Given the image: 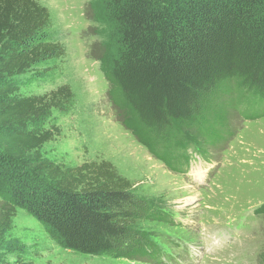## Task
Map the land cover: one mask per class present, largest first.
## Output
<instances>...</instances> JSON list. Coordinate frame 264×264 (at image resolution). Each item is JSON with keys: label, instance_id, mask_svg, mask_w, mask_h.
I'll return each instance as SVG.
<instances>
[{"label": "trees", "instance_id": "16d2710c", "mask_svg": "<svg viewBox=\"0 0 264 264\" xmlns=\"http://www.w3.org/2000/svg\"><path fill=\"white\" fill-rule=\"evenodd\" d=\"M110 8L120 43L103 58L112 101L125 127L165 163H179L177 147L219 132L237 93L264 99V0H111ZM50 21L38 0H0V246L25 209L68 249L147 253L145 245L125 250L137 216L130 179L109 160L73 166L43 152L61 135L46 121L68 107L71 87L24 96L12 83L65 53L44 36ZM0 264L13 263L0 255Z\"/></svg>", "mask_w": 264, "mask_h": 264}, {"label": "rangeland", "instance_id": "374dc122", "mask_svg": "<svg viewBox=\"0 0 264 264\" xmlns=\"http://www.w3.org/2000/svg\"><path fill=\"white\" fill-rule=\"evenodd\" d=\"M38 1L51 16L44 36L62 44L65 53L35 64L12 83L24 96L71 87L74 98L68 107L46 121V127L59 126L61 135L43 152L73 166L111 161L132 181L137 204L125 250L145 245L148 251L130 258L80 253L57 244L38 219L19 209L0 246L2 259L13 264L17 259L35 264H264V99L250 91L237 93L219 132L210 129L209 140L200 135V144L191 140L177 147L179 163H165L125 127L124 113L110 95L103 58L107 52L115 55L120 45L111 0ZM204 157L209 161L204 163ZM199 159L205 165L202 181L190 176ZM214 240L222 246L210 252L206 248L216 246Z\"/></svg>", "mask_w": 264, "mask_h": 264}, {"label": "bare ground", "instance_id": "6f19581e", "mask_svg": "<svg viewBox=\"0 0 264 264\" xmlns=\"http://www.w3.org/2000/svg\"><path fill=\"white\" fill-rule=\"evenodd\" d=\"M195 171H196L197 173H200V172L202 171V168H201V167H197V168H195Z\"/></svg>", "mask_w": 264, "mask_h": 264}]
</instances>
